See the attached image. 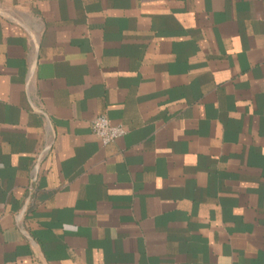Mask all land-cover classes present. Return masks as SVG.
Listing matches in <instances>:
<instances>
[{
  "label": "crops",
  "instance_id": "obj_1",
  "mask_svg": "<svg viewBox=\"0 0 264 264\" xmlns=\"http://www.w3.org/2000/svg\"><path fill=\"white\" fill-rule=\"evenodd\" d=\"M0 264H264V0H0Z\"/></svg>",
  "mask_w": 264,
  "mask_h": 264
},
{
  "label": "built area",
  "instance_id": "obj_2",
  "mask_svg": "<svg viewBox=\"0 0 264 264\" xmlns=\"http://www.w3.org/2000/svg\"><path fill=\"white\" fill-rule=\"evenodd\" d=\"M90 130L102 146L109 145L126 134L122 126L113 124L104 115L96 116L90 122Z\"/></svg>",
  "mask_w": 264,
  "mask_h": 264
}]
</instances>
